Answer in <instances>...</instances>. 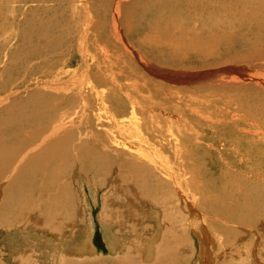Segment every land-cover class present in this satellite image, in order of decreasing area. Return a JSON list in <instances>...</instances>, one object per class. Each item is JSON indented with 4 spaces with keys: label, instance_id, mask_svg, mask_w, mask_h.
Here are the masks:
<instances>
[{
    "label": "bare ground",
    "instance_id": "6f19581e",
    "mask_svg": "<svg viewBox=\"0 0 264 264\" xmlns=\"http://www.w3.org/2000/svg\"><path fill=\"white\" fill-rule=\"evenodd\" d=\"M26 1L27 5L30 2H36L32 0ZM71 1L52 0L54 6L45 7L46 15L51 16V19L39 22L37 27L27 22V34L30 37L29 43H23L20 48L17 45L19 50H16L14 54L17 64H21V59L25 55L22 50L35 58L38 57L34 56L35 54L41 55V59L46 57L43 62L41 61L45 63L42 66L47 69V73H44L46 78H58L64 74L67 77L69 71L67 69L66 73L63 72L65 70L53 73L54 69L52 70L51 67L56 68L58 65L66 68L77 64L84 69L82 73L80 72L79 75H75L70 79L62 81H59L61 80L59 79L58 82L53 84L52 89L71 92V95L67 97L66 95H61L58 98H61L60 101H64L65 104L69 102L65 108L70 110L80 109V112L74 113V115L79 113L86 115V113L94 111V109L103 111L106 114L105 121H108L107 124H109L110 130L108 129L104 136L98 135L100 139L98 144L93 146L83 144V146H87L86 148L89 147V150L82 149L81 156L78 155L77 158L81 159L85 166H90L89 168L92 171L90 173H95L94 176L98 177L106 174L110 168L114 171L116 169L114 166H117L120 176L117 179H122L123 183L128 187L129 194L125 195V192L120 191L118 185L116 190L114 184V194L118 195V201L115 206L120 205L118 204L120 203L119 200H121L122 206L117 207L118 213L115 212L113 214L114 208H108L110 205L104 202L105 208L101 215L103 228L108 234V245L111 247V251L113 253L117 251L119 254L125 248L127 250L124 253L128 254L118 264H185L181 257L186 251L191 252L190 254L193 258L196 252H194L192 247H187L184 241L185 237L182 235L183 231L182 234L178 231L180 235H175V243L173 245L170 238H167L165 231L160 230L161 228L159 229V227H153L155 224L150 225L153 219L158 221L157 219L159 218L154 217V215L148 216L150 209H145V211L143 209L144 207L156 209V207H153L155 204H149L154 201L162 208H165L173 201L177 203L175 201L176 197H180L179 199L185 206L187 205L186 208L190 212V223L189 227H187L191 230V234L198 236L201 243L200 264H214L216 261L212 259V249L216 250L218 239L216 238V241L214 235L213 239L216 242L214 243L211 239L213 233H210L209 224L213 222L212 219L223 218L222 220L227 223L236 224L235 227H252L258 223V217L264 216V193L260 187L262 182H260V185L258 182H254L257 178L264 181V105L256 103L258 102L256 93L258 91H261L262 94L264 93V9L261 8L263 6L261 4L264 2L262 3V0H75V2H79V5L75 6L72 15L67 12L58 14L62 7L66 9ZM235 10L241 13L247 21H251L252 18L257 19V26L254 27L255 30L253 31H246L247 29H245L240 34H236L237 32L235 31L237 39L242 37V40L237 41V39H234L235 42L228 44L230 39L227 37L231 33L222 34L220 28H216L218 25L217 16L219 14L227 16L228 20L224 21L226 23L225 26L232 33L236 28L243 30L246 20L245 22L243 20H234L232 12ZM207 11H210L209 17L204 18L203 14ZM74 18H80L82 26L75 30V32L80 33L77 42L74 43V40H72L68 44L66 38L71 33L67 27V19ZM29 21H34V19ZM194 21L202 23L203 26L209 23L207 25L211 26V28L206 27L205 30L207 32L208 29L214 28V33L205 35V31L202 33L199 31L198 34L184 40L183 37L181 39L174 37L173 29H181L184 35L186 30L190 31L186 27ZM17 26L19 25L17 24ZM70 28L72 27L70 26ZM222 29L224 30V28ZM191 32L193 33V31ZM222 41L226 43L225 46H222L232 51L231 56L227 53L228 57H231L230 60L235 62L240 60L235 66L229 67L227 70L235 72L238 67L245 70L244 72H239L236 78H232L229 82L227 81L231 86L238 87L239 90L230 97L226 96L225 107L231 109L233 106H237V110L239 109L240 112L243 111L247 114L244 116V121L238 118L236 120L235 116H233L232 129H227L225 133L228 135L227 139H229L226 145L229 150L218 153V157H214L217 155L215 154L210 159V162L206 164L203 158L200 159V156L197 157L193 153V141L190 140V136H184L181 140L174 134H171V137H167L168 133L174 131L173 126L176 125L177 129H181V121L173 119L177 117L174 115H177L178 112L172 113V108L169 110L166 107L168 102H174L177 99L175 100L173 89L162 85V82L168 81L169 75L162 76L165 74H161L155 68H151L145 58L146 56L149 57V55L156 56V58L162 56L161 47L167 43L169 44L168 50L174 55L189 49L184 51L186 56L183 53L175 63L182 64L184 58L191 57L187 54L188 52L193 51L192 57L202 56L200 54L204 51L208 53L207 50L209 48L202 47L203 43L207 42L211 45L218 42L221 45L223 44ZM36 42L38 44H35ZM149 48H151V51H148ZM55 56L57 60L52 59ZM63 58L66 59L65 62L62 61ZM29 59L31 58L29 57ZM127 59L130 61L127 62ZM23 65L27 66L26 61L23 62ZM31 70L33 71L34 69ZM200 74L203 75V73ZM156 78L161 83L153 80ZM5 89L6 85L0 86L2 93L6 92ZM12 95L6 93V96L0 99V198L2 197L0 213L3 214L0 218V226H7L12 219V215L17 214V216L21 217L37 211L41 216L40 219L45 224L43 227L45 226V229L48 227L51 230V228L58 226L62 216L72 217L78 213L79 203L77 195L73 193L69 182L63 179V175L65 174L66 176L69 167L74 162L71 157H73L72 152H74L75 148L71 150V147L75 141L68 139L69 137H66V135L63 136L62 132H64L67 125L62 123L65 117L71 118L72 115L68 112L58 114L57 119L61 122L58 124L56 123L57 119H53L55 118V111L59 110L60 107V105H56L57 103L49 107V109L41 106L39 104L41 103L40 101L21 103L19 100L12 99L4 103L5 99L11 98ZM44 97L47 96L41 95L40 99ZM49 99L51 97L42 100ZM66 99L69 100L65 101ZM180 102H182V99ZM152 104L159 107L158 116H156L157 111H153ZM181 106L180 108H182ZM145 107H147L146 113L149 116L148 119L142 120L145 115ZM209 107L212 108L211 106ZM195 109L197 108L195 107ZM179 114L184 116L181 113ZM138 115H140L139 118L137 117ZM194 118H191V120H194ZM71 119L73 120V118ZM70 122L74 125V122ZM228 122L230 123V120ZM223 125L226 127L225 123ZM160 126L165 128L159 130ZM208 128L210 127L208 126ZM156 131L158 134H156ZM95 133L91 128V136L97 135ZM203 134H206V132ZM197 136V139L200 140L199 144H202L205 141V136L200 134ZM216 136L214 137L216 138ZM164 143L169 145L168 148ZM211 144H214V142ZM83 159L86 160L84 161ZM97 165L98 169L91 168V166L97 167ZM73 166L76 165L73 164ZM89 168L85 169L89 170ZM81 176H84L83 173ZM247 176L252 177L251 181H253L254 186L246 187L244 185V178ZM110 179L112 178L110 177ZM240 183L242 187L238 188L237 185ZM92 193H94V198H96V191L94 190ZM233 196H238L240 200L236 198L237 201H234ZM103 200L106 201V199ZM83 202L86 204L85 197ZM142 203H144V207ZM173 207L172 209H174ZM85 209H87V204ZM87 218L88 221H86ZM165 221L168 222L167 220ZM10 224L12 223L10 222ZM84 224H86V228L83 242L77 245L68 244V248L75 246V251L77 250L80 261L81 259H86L87 261V259L93 258L96 254L95 247L90 240L94 233L91 228V213H87ZM196 225H199L200 229ZM217 225L216 228L218 227ZM67 226L70 227V225L62 223L61 233L65 230L67 231ZM112 226L118 227L116 234L112 233ZM157 226H159L158 223ZM226 227L228 228V226ZM53 230H51V235L56 236L58 232ZM230 230L228 229V233H223H226V239H228ZM33 231H35V228ZM30 232L32 231L30 230ZM122 235H124V238ZM70 236H73V234L71 233ZM65 237L68 236H62V238L66 239ZM62 238L58 237L59 242L57 243L62 244ZM22 240L30 243H27L26 247H31V250L32 247L42 246L41 243L45 241L44 239L37 242L36 240L38 239H35L29 232L26 233ZM67 241L65 245H67ZM125 241L129 242L128 245ZM227 241L230 240L228 239ZM20 242L22 241L20 240ZM218 243L220 244L219 241ZM223 244L225 243L220 244V246L222 247ZM49 245L53 246L52 249L54 251L59 248L56 247L58 244L55 246L52 242H49ZM220 246L218 245L216 255L219 253ZM11 247L13 248V246ZM22 248H24L23 244ZM15 253H17V250ZM25 253L27 255V252ZM73 253L75 254L74 250ZM43 255L47 256L46 254ZM72 262L67 263L75 264Z\"/></svg>",
    "mask_w": 264,
    "mask_h": 264
},
{
    "label": "rangeland",
    "instance_id": "374dc122",
    "mask_svg": "<svg viewBox=\"0 0 264 264\" xmlns=\"http://www.w3.org/2000/svg\"><path fill=\"white\" fill-rule=\"evenodd\" d=\"M32 1H36V2H30L27 5L26 0H0V26H1L0 27V86L6 85V89H5L6 92L2 93L3 91H0V99H2L1 97L6 96V93L7 94L10 93L13 95L11 96V98L8 97V99H5L4 103H7V102L11 101L12 99L13 100H19L21 103L22 102L35 103V102L40 101L41 103H39V104L45 108H48V109H49V107H52L57 103L56 105H60V107H59V110H56L54 113V116H55V118H53L54 120H56L58 118V116H59L58 114H60V113L62 114L63 112H68L69 114L72 115L71 118H73V120L68 116L63 119L64 121L62 124L67 125V127L64 129V132H62V133H63V136L66 135V137H69L68 139H71V140L75 141V143H76V145L74 146L75 143L73 142V146L71 147V150L73 148H75L74 152H72L73 157H71V158L74 161L73 164L76 166H73V164H72L71 167H69V170L67 171L66 176H65V174L63 175V179H64V181L69 182L70 187L73 189V193H75L77 195V201L79 203V207L77 210L78 213L75 216H72V217L62 216L58 222V226L51 228V230L54 229L53 231L57 230V231H55V232H58L56 234V236L51 235V230L48 227H46V229H45V226L43 227V225H45V224L43 223L42 219H40L41 216H40L39 212H37V211L26 214V216L22 215L21 217L17 216V214H15L14 216L12 215V219L10 221L12 224H10V222H9L7 226H0V264H68L69 262H72V261H73L72 263H75V264H77V263H79V264H81V263H85V264H118V262L123 260V258H125V255L128 254V253H126V254L124 253L127 250L125 248L119 254L117 251H116V253H113L111 251V249H110L111 247L108 245L109 244V242H108L109 238L107 236L108 234H107V231L105 230V228H103L104 225H103V221H101V215L104 212V208H105L104 202H107L110 205L108 208H114L113 214H115V212L118 213L117 207L119 208L122 206L121 200H119L120 203H118L121 206L120 205L115 206L116 202L118 201V199H117L118 195L114 194L115 193L114 192L115 191L114 190V184H115L116 190H117V185H118V188L120 189V191L123 193L125 192L124 193L125 195L129 194L128 187L125 183H123L122 179L121 180L117 179V177L120 178L118 171H117V166H114V168H116L114 171H112V169L110 168L107 170L108 172L106 174L102 175L101 177H98V176H94L95 173L94 174L90 173V172H92L89 168L90 166H88V167L85 166L84 162H82L81 159L77 158L78 155L81 156V150L82 149L89 150V147L86 148L87 146H83V144L84 145H92V146L95 144H98V142L100 140L98 135L104 136L105 133L108 131V129L110 130L109 124H107L108 121H105L106 114L103 111L101 112L98 109H94V111H90V112L86 113V115H81V113H79L78 115H74V113L80 112V109L79 108L72 109V110L67 109L65 107L69 104V102H66V104H65L64 101L63 102L60 101L61 98H58L61 95L62 96L66 95V97H67V96L71 95V92L67 91V90H65V91L64 90H60V91L58 90L57 91V90L52 89L54 86L53 84L58 82L59 79H61L59 81L70 79L75 75L76 76L79 75L80 72L82 73L84 71V69L79 67L80 65L75 64L72 66H68L66 68H62L60 65L61 69H60L59 65L56 66V68L51 67L52 70L54 69L53 73H57V72H59V70H60V72H61V70L62 71L65 70L63 72L66 73L69 70L68 75H67V77L64 74L63 76H60L58 78H46V77H44V73H47V71H46L47 69H46V67L42 66L45 64L42 62L44 61V59L46 57L41 59L42 58L41 55L35 54L34 56H38L37 58H35V57L31 56L28 52L22 50V52H24L23 54H25V55H23L24 57H22V59H21V64L16 63L15 54H14L15 51L19 50V48L21 47V45L23 43H29V40H30V37L27 34V22H30L32 25H36V27H37L39 22L48 21L49 19L52 18L51 16L46 15V12H45L46 6H50V7H52V5L54 6L52 0H32ZM68 1H70V0H68ZM261 2L263 3L264 0H262ZM24 3H26V4H24ZM78 5H79V2H75V0H72L70 5H68L66 7V9H63V7H62V10H60L58 12V14L63 13V12L64 13L67 12L68 14L70 13V15H72L73 9L75 8V6H78ZM262 5L264 6V3L261 4V6ZM263 6L261 8L264 9ZM231 9H233V8H231ZM30 13H34V14H30ZM209 14H210V11H207L206 13L203 14L204 15L203 17L208 18ZM227 14L230 16V13L228 11H227ZM232 15L234 16V20H236V19L237 20H243L244 22L246 20V18L243 17L242 14L237 12L236 10L232 12ZM217 17H218L217 18L218 25L216 26V28L219 27L220 32L222 34L227 33V32L231 33V34H229V37H227L230 39L228 44L230 42H233V41L235 42V40L237 39L236 34H240L241 32L245 31V29H247L246 31H250V30L253 31V30H255L254 27L257 26V19L252 18V20H251L252 22L250 20H248V21L246 20L245 27L243 30L235 27L236 30H234V32L232 33L231 31L227 30V28L225 26L226 23L224 21L228 20L226 18L227 16L223 15V14H219ZM219 17H221V18H219ZM30 19H34V21H29ZM15 23H16V25H15ZM17 24L19 26H17ZM80 24H81L80 18L67 19V27H68V29H70L69 32L71 33V35L66 38V41L68 44L72 40H74V43L77 42V39H78V36L80 33L75 32V30L82 26V24L81 25ZM207 24L209 25V23H207ZM207 24L205 26H203L202 23H196L194 21L193 23H191L190 25H188L186 27L190 31L186 30V33L184 35L181 32V29H179V28L173 29L172 32L175 35L174 36L175 38L181 39L183 37V40L185 38H190V36H192V35L198 34L199 31H200V33L205 31L204 32L205 35L213 34L215 31L214 28L211 30L208 29L206 32V30H205L206 27L211 28V26H208ZM196 25H197V27H196ZM70 26L72 28H70ZM221 28H224V30L222 29L223 32H222ZM17 29H18V31H17ZM191 31H193V33ZM210 31H212V33H210ZM208 32H209V34H208ZM16 33H17V35H16ZM237 36H239V35H237ZM232 37H234V38H232ZM241 40H242V37H239L237 39V41H241ZM243 40H244V38H243ZM224 41L226 42V40H224ZM225 42H223V44H221V45H220V43L217 42L215 44H211L212 46L210 45V43H207V42L203 43L202 47L209 48L207 50L208 53H205L206 51H204V52L201 51L204 53L203 54L200 52L201 53L200 55H202V56L192 57L193 51L188 52L187 54L191 57L190 58H184V59L182 58L183 60L180 59V60H182V64H175V63L181 57L180 55H183L184 51L189 50V49H185L184 51L180 52L181 54L179 53L177 55H174L173 53H171L168 50L169 44H167V43L164 44L163 47H161V52L163 54L162 56L156 58V56H150L149 55V57L146 56V58H145L146 62H148L149 65H151V68H153V69L155 68L159 73L165 74L162 76L169 75V77L167 78L168 81L162 82V85H163V87L173 89L172 92H173V94H175V100L176 99L177 100L174 102H168L166 104V107L169 110H170V108H172V113L178 112V114L181 113L184 115V116H182L180 114L174 115L177 117H174L173 119H175V120L179 119L181 121V125H180L181 129H177L176 125L173 126L174 131L172 133H168V135L166 133L167 137H171L170 135L174 134L176 137H178L181 140L184 136H186V137L190 136L189 137L190 140L193 141L192 142V147L194 149L193 153H195L197 157L200 156L199 157L200 159L203 158V160L206 164H208L210 162V159L215 154H217V155H215L214 157H218V153L227 152L229 150V147L226 146L227 142H228L227 140H229V139H227L228 135H226L225 133H226L227 129H232L231 124L233 121L232 120L233 116H235L236 120L238 118L239 120L244 121V118H245L244 116L247 114V113H244L243 111L240 112L239 109L237 110V108H238L237 106H233L231 109H227L225 107L226 96L228 95L230 97L233 93L235 94L237 92V90H239L238 87H237L238 88L237 89V88L231 86L228 82L232 78H236V76L239 74V72L241 73V72L245 71V70H243V68H240V67H238L235 70V72H233V71L230 72V70H227V68L235 66L236 63L239 62L240 60H238V61L236 60L237 62H235L234 60H230L231 57H228V54H229V56H231L230 54L232 51L228 50L227 48L225 49V47H224L226 45ZM35 44H38V43L36 42ZM17 45L19 48L17 47ZM222 45H224V46H222ZM148 51H151V48H149ZM184 55L186 56L185 53H184ZM206 55H207V57H205ZM56 56L52 59L57 60ZM29 57L31 59H29ZM221 57H222V59H220ZM225 58H227L226 61H225ZM52 59H49V60H52ZM129 59H131V58H129ZM129 59H127L126 61L127 62L130 61ZM24 61H26L27 66L23 65ZM62 61L65 62L66 59L63 58ZM31 69H34V70L32 71ZM36 69H37L36 72H38V73L35 72ZM66 69H67V71H66ZM257 69H259V68H257ZM200 73H203V75ZM230 73H235V74H230ZM196 74H197V76H196ZM176 75H179V76H176ZM183 75H185V76H183ZM228 77H230V78H228ZM153 80L159 82L158 78L153 79ZM159 83H161V82H159ZM224 86H225V88H224ZM105 90L107 91V89H105ZM226 91H227V93H226ZM228 91H229V93H228ZM41 95L51 97V99L42 100V99H47V97L40 99ZM263 96H264V93L262 94L261 91H258L256 93V97L258 99L257 100L258 102H256L257 104L261 103L264 105ZM190 97H191V99H190ZM181 99H182V102H180ZM185 99H186V101H185ZM68 100L69 99H66L65 101H68ZM170 103H171V105H169ZM189 103L190 104L192 103L194 105L192 106V104L190 105ZM181 105H183V106H181ZM180 106L182 108H180ZM209 106H211L212 108H210ZM152 107H153V111H157L156 116H158V114L160 112L159 107L157 105H153V104H152ZM195 107L198 110L195 109ZM146 108L147 107H145V115H147V116L144 115L142 117V120L148 119L149 115L146 113L147 112ZM203 108H204V110H203ZM216 108H218V109H216ZM219 108H222V109H219ZM193 109H195V110H193ZM201 110H202V112H201ZM232 111H234V112H232ZM186 112H188V113H186ZM199 113L201 116L199 115ZM238 113H242V114H238ZM213 114H214V116L216 115L215 118H213L214 117ZM203 116H205V117H203ZM77 117L78 118L80 117V118L78 119ZM137 117L139 118L140 115H138ZM191 118H194V120L193 119L191 120ZM229 120H230V123L228 122ZM70 121L74 122V125L71 124ZM143 122H145V121H143ZM56 123L59 124L61 122H60V120L58 121V119H57ZM174 123H175V121H174ZM210 123H211V126H210ZM224 123H225L226 127L223 125ZM208 126L210 128H208ZM90 127L92 128V131L94 130L96 132L95 134H97V135L91 136V134H90L91 128ZM164 128H165L164 126L162 128L160 126L159 130L164 129ZM205 128H207V129H205ZM157 129H158V127H157ZM221 130L224 133V135H222L223 133L221 132ZM186 131H189V132H186ZM263 131H264V127H263ZM205 132H206V134H203ZM212 132L213 133L215 132L216 134L215 133L213 134ZM149 133H151V132H149ZM156 134H158L157 131H156ZM199 134L201 136H205V141L202 144H199L200 140L197 139V137H198L197 135H199ZM220 134H221V136H220ZM214 136H216V138ZM207 141H208V143L209 142L210 143L206 144ZM213 142H214V144H211ZM217 143H218V145H217ZM164 144L168 148L169 145H167V143H164ZM224 144H225V146H223ZM199 145L202 147V149ZM80 146H81V148H80ZM196 146L200 147V148H197ZM209 152H210V154H208ZM198 154H200V155H198ZM83 160L85 161L86 159H83ZM206 160H209V161H206ZM85 168H89V170L85 169ZM91 168L98 169V165H97V167L91 166ZM84 171H86V172H84ZM81 172L83 173L84 176H81L82 175ZM112 175H113V177H112ZM110 177L112 179H110ZM251 178H252L251 176H247L244 178V182H245L244 185L246 187L254 186V184L252 183L253 181H251ZM257 180L254 182L255 183L258 182L259 185H260V182H262L260 187L262 188L263 193H264V187H263L264 181H262L258 178H257ZM89 186H90V188H89ZM237 186H238V188L239 187L241 188L242 184L240 183ZM94 190L96 191V195H97L96 198H94V195H93L94 193H92V191H94ZM106 193H108V194H106ZM111 194H112V196H111ZM84 197L86 198L87 209H85L86 204H84V202H83ZM179 198L180 197H176L175 201L177 203H175L173 201L172 202L173 205H171L172 204L171 203L168 206H166L165 208H162L155 201H154L155 203L150 202L149 204H151V203H153V205L155 204L154 206L153 205L152 206L156 207L157 210L154 208H145L143 206L144 203H142V206L144 207L143 208L144 211H145V209L146 210L150 209L149 210L150 213L147 214L148 216L151 217V215L152 216L154 215V217L159 218V219H157L158 221H154V219H153V221L151 222L152 224H150V225L155 224V225H153V227H157V228L159 227V229L161 228L160 230L165 231L167 238L168 239L170 238L173 245L175 243V237L180 235L178 233V231L181 234L184 232L182 235H183V237H185L184 241L187 244V247L188 248H189V246L192 247V249L196 253L192 258L191 254H190L191 252L186 251L182 255L181 258H182V260H184L185 264H200L201 261L199 259V256H200L199 254H200V249H201V243L198 239V236L194 235L193 233L191 234V230L188 229V227H189L188 225L190 223L191 215L189 214L190 212L186 208L187 205L185 206V204ZM236 198H237V200H240L238 198V196H233L234 201H237ZM103 199H106V201H104ZM114 199H116V200H114ZM1 205H2V197L0 198V212H1V208H2ZM172 207L174 209H172ZM160 208H162V209L160 210ZM158 210H160V211H158ZM168 211H169L170 215H169ZM87 213L88 214L91 213V217H92V225H91L92 227L91 228L94 230V233L91 236L90 240H91V244L95 247L96 254L94 255L93 258L87 259V261H86V259H84V260L81 259V261H80L78 259V255H77L78 252H76L77 250L75 251V246L68 248V244L77 245V244H80L81 242H83V239L85 238L84 237L85 236L84 231H85L86 224H87L86 223L83 225V223H84V220L87 216ZM162 213H163V215H162ZM1 215H3V214L0 213V218L2 217ZM187 217H189V218H187ZM163 218L165 220H167L168 222H166ZM174 218H176L175 221H174ZM182 218H183V220H182ZM35 219H36V221H35ZM222 219H219V218L214 219V220L212 219L213 222L210 224L208 222V224L210 225L209 226L210 227L209 230L211 231L210 233L211 234L213 233L211 236L212 241L215 243L218 239L220 244L225 243L221 247L217 241L216 250L214 248L212 249L213 261H216L217 264H264L263 263L264 262V216L258 217V220H257L258 223H256L252 227H242V226H240V227L236 226L235 227L236 224L234 225L231 223H227V222L223 221ZM162 220H164V221H162ZM41 221H42V223H41ZM86 221H88V218L86 219ZM161 221H162L164 226L166 224L168 226L166 225L165 228L162 229L164 226L162 225ZM180 221H182L184 223H181ZM27 222H29V223H27ZM62 223H66L67 225H70V227L67 226V228H66L68 232L65 230L64 232L61 233ZM157 223L159 226H157ZM216 223L217 224L220 223V224L217 225ZM225 223H227V224H225ZM213 224H215L214 227H213ZM216 225L218 226L217 228H216ZM172 226H173V228H172ZM180 226H182V227H180ZM226 226H228V228ZM112 227H113L112 233L114 232L116 234V230L118 229V227L117 226L116 227L112 226ZM229 227L232 228L231 229L232 231L230 230ZM8 228H9V230H8ZM34 228H35L36 232L33 231ZM68 228H69V230H68ZM198 228L200 229V227H198ZM236 228H238V229H236ZM38 229H40V230H38ZM48 229L50 232L48 231ZM228 229L230 230L229 235H228V239L230 241H227L228 239H226L227 237H225V234L228 233ZM6 230H7V232H6ZM30 230L32 232H30ZM40 231H42V232H40ZM176 231H177V233H176ZM27 232L32 234L35 239H38V240H36L37 242L39 240L43 241L45 239V241H43L41 243L42 246H37L34 248L32 247V250H34L33 252L31 250V247H28V246L26 247L28 242L26 243V242H24V240H22V239H24ZM214 232L216 233L217 236L215 235ZM224 232H226V233L223 234ZM71 233L73 234V236H70ZM115 234H113V235H115ZM65 235L70 237V238L65 237L68 241L66 239L62 238V236H65ZM232 235H234L235 237ZM58 237L63 239L62 244L57 243V242H59ZM122 237L124 238V235H122ZM213 237L216 241H214ZM222 237L223 238L225 237V238L223 239ZM186 238H187V240H186ZM20 240L22 242H20ZM221 240H222V243H221ZM66 241L68 242L67 245H65ZM71 241H72V243H71ZM74 241H76V242H74ZM45 242H47V243H45ZM49 242H52L55 246H56V244H58V246H56V247H59V248L55 249L56 252L54 251V249H52L53 246L49 245ZM125 242L128 245L129 242L128 241H125ZM22 244H23L24 248H26L25 250H24V248H22ZM28 244H30V243H28ZM64 245H65V247H64ZM218 245L220 246V249H219V253H217V255H216V251H218ZM11 246H13L14 249ZM50 247H51V249H50ZM18 249H19V251H18ZM48 249H50V250H48ZM16 250H17V253H15ZM73 250H74L76 255L74 253L73 254L77 259L72 254ZM40 251H42V252L40 253ZM43 251H44V253H43ZM18 252H20V253H18ZM25 252H27V255ZM28 252H30V253H28ZM64 252H66V253H64ZM97 253H98V255H97ZM18 254H20V255H18ZM43 254H46L48 257L47 256L45 257V255H43ZM15 255H18V256H15ZM61 255H62V257H61ZM134 255H132V256H134ZM68 256L70 257V259ZM54 257H55V259H54ZM71 259H73V260L71 261ZM92 259H93V261H92ZM261 261H263V262H261ZM216 262L214 264H216ZM162 264H164V263H162Z\"/></svg>",
    "mask_w": 264,
    "mask_h": 264
}]
</instances>
